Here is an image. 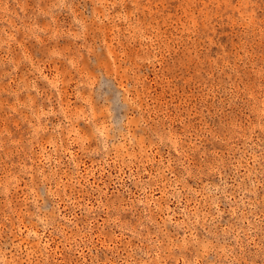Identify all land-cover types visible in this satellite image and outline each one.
Here are the masks:
<instances>
[{
  "label": "rangeland",
  "instance_id": "obj_1",
  "mask_svg": "<svg viewBox=\"0 0 264 264\" xmlns=\"http://www.w3.org/2000/svg\"><path fill=\"white\" fill-rule=\"evenodd\" d=\"M0 264H264V0H0Z\"/></svg>",
  "mask_w": 264,
  "mask_h": 264
}]
</instances>
